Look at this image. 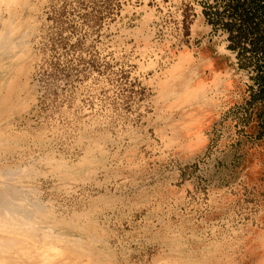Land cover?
<instances>
[{"label": "rangeland", "instance_id": "374dc122", "mask_svg": "<svg viewBox=\"0 0 264 264\" xmlns=\"http://www.w3.org/2000/svg\"><path fill=\"white\" fill-rule=\"evenodd\" d=\"M0 145L78 264H264V0H0Z\"/></svg>", "mask_w": 264, "mask_h": 264}, {"label": "bare ground", "instance_id": "6f19581e", "mask_svg": "<svg viewBox=\"0 0 264 264\" xmlns=\"http://www.w3.org/2000/svg\"><path fill=\"white\" fill-rule=\"evenodd\" d=\"M13 189V186L11 188L0 186V264H78L75 254L81 253V250L76 245L79 243V245H82L83 243L77 242V244H74L69 242L71 239L66 241L63 240V237H60L63 239H59L58 236L65 248L60 247L62 250L55 248L54 243L57 235L52 237V233L46 232L45 227L43 231L35 228L36 225L34 226L35 223L33 224L30 213L26 212V214L22 202L15 200L18 191L14 192ZM32 213L40 214V210L35 208ZM69 236L71 235L66 237ZM81 247V249L85 248L84 246Z\"/></svg>", "mask_w": 264, "mask_h": 264}]
</instances>
